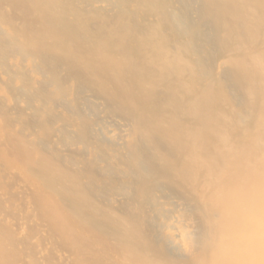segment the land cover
<instances>
[{"label": "bare ground", "instance_id": "obj_1", "mask_svg": "<svg viewBox=\"0 0 264 264\" xmlns=\"http://www.w3.org/2000/svg\"><path fill=\"white\" fill-rule=\"evenodd\" d=\"M0 264H264V0H0Z\"/></svg>", "mask_w": 264, "mask_h": 264}]
</instances>
